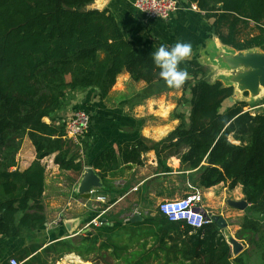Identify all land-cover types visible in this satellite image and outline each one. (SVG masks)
Wrapping results in <instances>:
<instances>
[{"label":"trees","instance_id":"trees-1","mask_svg":"<svg viewBox=\"0 0 264 264\" xmlns=\"http://www.w3.org/2000/svg\"><path fill=\"white\" fill-rule=\"evenodd\" d=\"M95 1L0 0L1 237L27 238L45 225L43 159L54 155L61 171L83 170L74 144L64 137V124H47L44 119H54L79 91L95 89L99 99H105L123 71L133 82H164L152 61L153 52L126 40L108 9H87ZM185 1L212 21L213 34L222 45L237 52L264 51V0ZM180 68L189 74L183 84L191 93L188 122L177 116L179 125L159 145L176 149L181 165L197 171L200 187H241L248 208L235 238L243 246L264 251V112L252 115L245 102L237 101L221 111L233 88L206 82L203 67L189 58ZM24 138L34 147L36 159L19 171ZM181 149L185 151L178 152ZM146 150L139 140L120 143L86 165L102 180L118 168V160L141 165ZM193 232L190 241L203 247L197 255H203L206 264H247L244 255L232 257L216 223ZM77 249L68 240L44 248L32 244L22 248L15 260L55 264Z\"/></svg>","mask_w":264,"mask_h":264},{"label":"crops","instance_id":"crops-1","mask_svg":"<svg viewBox=\"0 0 264 264\" xmlns=\"http://www.w3.org/2000/svg\"><path fill=\"white\" fill-rule=\"evenodd\" d=\"M174 1L177 10L166 21L145 20L134 10L133 0H109L104 9L113 14L126 40L152 52L160 45L169 47L177 41L191 43L189 59L203 67L205 81H218L224 87L233 88V102L225 101L221 111L236 101L245 102L250 111L264 110V51L237 52L222 45L213 34L211 20H206L203 13L185 0ZM190 100L189 87L177 89L164 82L150 85L133 82L125 71L103 100L95 89L72 94L67 108L44 122L56 126L64 123L75 107L89 113L90 131L73 147L83 170L90 168L86 164L104 149L116 148L120 143L132 144L139 140L148 150L142 153L139 166L118 160V168L101 180L102 188L93 190L89 199L78 193L83 170L79 174L61 171L53 162L54 155L43 159L41 200L46 223L27 238L0 236V264L15 259L29 245L44 248L63 239L71 243L94 240L95 251H90L91 255L96 253L112 264H206L203 255H197L203 247L198 248L190 241L195 232L185 224L167 222L159 214L158 204L198 193L201 210L207 217L212 222L213 217L224 220L225 230L216 224L220 234L224 236L227 231L234 238L247 210L239 211L228 205L244 200L240 186L233 190L223 184L208 189L200 187L197 171L181 165L176 149L159 145L179 125L177 116L188 122ZM35 159L34 147L24 138L18 153L19 171L28 169ZM93 171L99 177L98 171ZM99 197L104 202L97 201ZM93 221L100 224L94 225ZM246 250L243 246L239 255H244ZM246 263L251 264V260ZM255 264H264V257L256 259Z\"/></svg>","mask_w":264,"mask_h":264},{"label":"built area","instance_id":"built-area-1","mask_svg":"<svg viewBox=\"0 0 264 264\" xmlns=\"http://www.w3.org/2000/svg\"><path fill=\"white\" fill-rule=\"evenodd\" d=\"M133 8L145 20H168L177 10L174 0H133ZM90 115L87 111L75 107L64 120V137L77 144L90 131ZM93 190L89 193L92 194ZM97 201L104 202L102 198ZM157 210L168 222H181L193 231L202 229L212 220L201 210V196L198 193L182 199L165 200L158 204ZM92 224L97 225L95 221ZM8 264H19L9 259Z\"/></svg>","mask_w":264,"mask_h":264},{"label":"clouds","instance_id":"clouds-1","mask_svg":"<svg viewBox=\"0 0 264 264\" xmlns=\"http://www.w3.org/2000/svg\"><path fill=\"white\" fill-rule=\"evenodd\" d=\"M192 53L191 43L177 41L170 48L161 45L151 53L154 65L159 69V75L170 88H180L188 78L186 69L180 68Z\"/></svg>","mask_w":264,"mask_h":264},{"label":"water","instance_id":"water-1","mask_svg":"<svg viewBox=\"0 0 264 264\" xmlns=\"http://www.w3.org/2000/svg\"><path fill=\"white\" fill-rule=\"evenodd\" d=\"M109 0H96L92 5L88 6L89 10H104V6ZM229 102H233V99L230 98ZM102 183L101 179L97 176V174L93 171L92 168H85L81 175V181L78 187V193L85 199L90 198V191L95 189H101ZM229 206L239 210L245 211L248 208V204L245 200L240 202H229ZM249 216H253L256 219L260 218L259 214H253L248 212ZM137 219V217L135 218ZM213 221L216 222L217 226L221 230H225L226 224L224 220L220 217H213ZM224 238L227 244L231 247V253L233 257H236L243 250V246L227 231H224Z\"/></svg>","mask_w":264,"mask_h":264},{"label":"rangeland","instance_id":"rangeland-1","mask_svg":"<svg viewBox=\"0 0 264 264\" xmlns=\"http://www.w3.org/2000/svg\"><path fill=\"white\" fill-rule=\"evenodd\" d=\"M181 88H184V86H182ZM133 90L134 89L132 88V91ZM248 109H249V107L245 108V110L249 111V113H251V114H257V112L262 114L264 112V110L260 109V108H258V109L255 108V110H253V111L252 110L250 111ZM70 111H72V110H70ZM63 240H65V239H63ZM63 240H60V241H63ZM93 241L94 240L81 243V239H80L79 241H77V243H72V246H75V248H78L76 251L73 252L74 257L71 256V254L70 255L68 254V256L65 255L64 257H62L61 259L56 261L55 264H84V263H87V264H112L105 257H103L104 259L97 257L96 253L91 255V252L95 251V248L93 247L95 242H93ZM246 248H247V250L245 251L244 256H245V258H247L246 260L248 262L251 260V264H255L256 259L264 257V251L263 250H255L252 246H246ZM87 254H89V255L86 258ZM85 259H87L89 262H84Z\"/></svg>","mask_w":264,"mask_h":264},{"label":"bare ground","instance_id":"bare-ground-1","mask_svg":"<svg viewBox=\"0 0 264 264\" xmlns=\"http://www.w3.org/2000/svg\"><path fill=\"white\" fill-rule=\"evenodd\" d=\"M84 264H86V263H84Z\"/></svg>","mask_w":264,"mask_h":264}]
</instances>
